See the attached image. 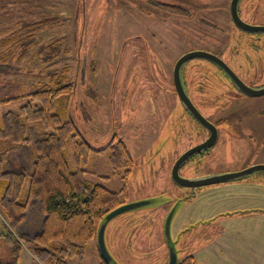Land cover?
Wrapping results in <instances>:
<instances>
[{"label":"rangeland","instance_id":"1","mask_svg":"<svg viewBox=\"0 0 264 264\" xmlns=\"http://www.w3.org/2000/svg\"><path fill=\"white\" fill-rule=\"evenodd\" d=\"M229 1L0 0V39L14 31L25 33L27 28L20 31L17 29L25 24L35 26L47 17L54 18L53 23L40 25L35 41L28 50L23 53L20 51L18 55L16 46L19 44L13 45L14 54L12 61H9L11 67L0 62V87L8 81L9 86L6 88H12L10 92L5 93L0 90V98L20 91L30 84L34 86L32 82H35V76L40 77L38 74L44 70V65L51 63L46 66L47 72L63 71L74 81L70 111L86 140L99 149L117 135L124 141L133 161L131 173L126 179L123 175H118L110 165L107 155L109 149L93 151L86 163H83V167L87 169L85 175L88 183L101 184L115 192L126 189V193L120 195H124L122 200L125 203L153 197H158V202H169L173 199L175 184L168 168L176 151L185 148L187 145H182L186 144V141H192H184L177 132L181 130L183 123L174 126L176 114L172 118L169 117L177 107L167 99L169 90L166 89L164 99L160 94L161 88L171 82L173 58L189 50L222 53L229 63L232 57L243 71H248L249 75L245 73L244 76L247 85L260 87L264 84V33L259 36L244 33L234 26L229 17ZM248 3L251 7L256 6L255 0H249ZM247 10L244 8L240 13L244 21L246 19L248 23L264 25L262 13L250 15ZM82 27L84 31L81 47L80 44L78 46L81 48L82 61L77 75L75 57L78 50V34H81ZM142 39L146 40L144 44L146 42L151 49L150 56L142 49L145 48ZM247 42H253L254 45H246ZM1 54H8L2 46L0 56ZM246 54H249L250 58ZM8 56L4 60H9ZM198 58H202L199 60L201 62H196L198 66H194L195 71H188L186 78L194 79V76H197L196 81H202L200 97L204 98L207 84H218L220 78H216L213 71H208L215 70L211 60ZM28 70L36 74L33 76ZM202 71L204 73L200 74ZM192 82H189L190 86L194 87V80ZM22 103L23 100L0 103V119L4 112L17 110ZM229 105L238 107L235 109L238 110L237 114H229L231 124L224 125V128L234 135V140L224 147H216L217 158L207 169L208 173L233 172L234 168L240 169L250 163L264 164V95L240 98ZM67 155L73 165L69 151ZM224 160L234 161L231 163L233 165H223ZM121 172L123 174V171ZM260 180V184L252 186L251 191L255 196L250 197L230 194L240 189L237 183L217 184L213 188L218 189L214 195L218 200L214 199L205 205L208 210L215 212L237 210L232 209L235 205L244 207L240 208L243 210L253 206L262 208L264 179ZM150 209L149 206H143L136 212ZM247 214L249 213L220 216L219 221L224 220L230 225L228 231L222 232L223 235H219L220 239L214 242L213 246L199 252L193 251L201 244L203 238L198 241L196 239L191 242L195 248L180 252V257L193 254L197 264H261L264 249L261 248V243L264 242V212L251 218V215ZM178 222H181V219H178ZM160 223L161 221L156 223L157 234L155 227L150 236L145 234L150 231L147 228L141 234L146 226L136 230L135 234L143 236V241L146 242L144 247L138 250L136 240L139 237H134L133 249L125 253L128 259L117 260L122 264H159V247L163 241L158 227ZM6 224L0 205V263L15 264L17 255L16 264H32L33 261L22 249L15 255L13 249L5 243L1 234L6 231ZM113 224L114 220L108 224L105 233L111 253L114 252L110 237ZM232 224L235 226H231ZM209 234L204 233L206 237L202 243L207 237L209 239ZM233 242H240L241 247L235 249ZM218 249L223 252L218 253ZM98 262L96 250L89 247L82 259L71 258L66 264ZM33 263L37 264L35 261Z\"/></svg>","mask_w":264,"mask_h":264},{"label":"trees","instance_id":"2","mask_svg":"<svg viewBox=\"0 0 264 264\" xmlns=\"http://www.w3.org/2000/svg\"><path fill=\"white\" fill-rule=\"evenodd\" d=\"M53 19L17 28L28 29L22 34H5L0 46L8 54H1L0 62L11 67L13 45L19 44L18 55L28 50L40 25H49ZM82 29L75 57L77 75L82 61ZM6 56L10 59L4 60ZM50 64L44 65L40 77L35 76L34 86L0 98V103L23 100L17 110H7L0 119V205L7 223L1 236L15 255L26 246L39 263L66 264L71 258L82 259L90 245L98 254V224L107 212L124 203V195H120L126 193V189L115 192L101 184H89L83 163L91 152L109 149L110 165L127 179L133 161L124 141L116 136L99 149L86 140L70 111L74 81L63 71L47 72ZM8 86V81L2 83L1 92H10ZM100 264L105 263L101 260ZM179 264L195 261L187 256Z\"/></svg>","mask_w":264,"mask_h":264},{"label":"flooded vegetation","instance_id":"3","mask_svg":"<svg viewBox=\"0 0 264 264\" xmlns=\"http://www.w3.org/2000/svg\"><path fill=\"white\" fill-rule=\"evenodd\" d=\"M263 1L264 0H255L256 6L255 7L253 6L254 7L253 8L251 7V4L248 3L249 0H239L237 4L239 15L240 13H242L241 10L245 8V9H248L247 11L250 13V15L253 13L254 15H256V13L259 12V13H262L261 15L264 17V8H262L264 7ZM229 4H230V1H229ZM228 12H229V17L231 19L229 7H228ZM245 21L247 22L246 19ZM261 33H264V32H254L250 34L259 36V34ZM137 37L140 38L141 36H137ZM142 40H143V45L145 46V48L142 47V49L145 50V54H148L150 56L151 49L148 47V45H146V42L144 44V41L146 40L145 39H142ZM246 45H254V44L253 42H247ZM249 48L252 49L250 46ZM257 49L260 50L259 48ZM184 53L186 52H181L180 54L176 55L173 58L171 62L172 71H173L175 62ZM212 54H215L216 56L221 58L237 74V76L247 84L244 76H245V73L246 75H249V73L248 71H243V68L237 65V61L234 58L231 57V62L229 63L225 55H223L222 53L214 52ZM246 55L249 56L248 58H250L249 54H246ZM200 59L202 58L193 57V58L185 60L184 63L180 67V76L183 79V83L185 85V88H186V91L188 93L190 100L192 101L194 106L197 108V110L200 112V114L209 122L210 125H205L199 122L196 118H194L188 112V110H186L181 105L180 100L177 96L176 90L173 85L172 72H171V77H170V81H171L170 84L168 83V86L161 88L162 91H164L165 93L167 90H169V93L174 95L173 105L174 106L177 105V107L175 111L172 110L169 117L172 118L176 114V118H175L176 124H174V126H177V125L179 126L180 122L183 123L181 126V130L177 132L181 134V137L184 138V141L189 140V139L192 140L189 142L186 141L185 142L186 144L182 145V146L187 145L188 146V147L186 146L187 148L185 147L181 149V151L179 152L176 151V155L173 157L174 159L173 161H171L172 164L169 166L168 170L170 169V172H171L175 163L183 156V159L179 162V165L177 166L178 174L182 177L192 178V179L193 178L198 179V178L213 175V174H219L216 171L208 173L207 169L210 168L211 164L214 163V161L217 158L216 153H215L216 147L218 148L219 145L224 147L228 142L234 140L233 139L234 135L230 133V130L225 129L224 125H227V126L229 125L230 123L229 114H232V113L237 114L238 110H235V109H237L238 107H235V105L230 106L229 104L231 102L235 103L240 98H245V97L255 98V97H260L264 95L263 94L260 96H247L243 94L242 92L238 91L236 87L234 86V84L227 77V75H225V72L222 70V68L216 65L213 61H210L209 59L205 58L211 63H214V67L216 71L214 69L213 70L211 69V71L208 69L207 70L209 72L213 71L214 76L220 79L218 81V84L213 83V82L208 83L207 90H206L207 92L204 98L200 97L202 84H203L202 81L200 80L196 81L197 76H194L195 77L194 79H190L188 77L186 78V73L188 71H195L194 66H198L196 62L200 63L201 62L199 61ZM160 63L162 65V62ZM148 65L149 66L151 65L150 62H148ZM203 73L204 71H202L200 74H203ZM193 80L195 84L193 85L194 87H191L189 82H192ZM262 86H264V84ZM193 91H195V93ZM172 125L173 123L171 124V126ZM177 130H178V127H177ZM114 136L119 138L117 135H114ZM222 162H223V165H227V164L233 165L231 163L234 161L228 162L227 160H224ZM251 164L252 163L240 169L234 168L233 170L241 171L246 168L257 165V164H252V165ZM263 177H264V170L253 169V170L246 172L240 178L225 181V182H220V183L200 184V185H195V186H182L179 184H175L173 182L175 184L173 187L175 189V192H173L172 194L173 199L170 200L169 202L157 208H154V209L151 208L148 211L143 210L140 213H137L136 211L135 212L129 211V212L120 214L113 219L114 224L112 226V234L110 237H111V241L113 242V247L117 253V256L115 254L114 256L116 257V259L117 258H121V259L128 258L127 255H125V253L127 254V252L130 251V249H133L134 244L132 243V238L138 237V234H136V236L133 237V231L135 230L137 226L141 224V222H144V223L143 225H141V227L138 228V230H141L146 226L141 231V234L147 228L150 231L145 232V234L150 236L151 233H154V227L156 228L155 229L156 234L158 233L157 232L158 228H157L156 223L161 221L158 227L161 230V234H162L161 238H163L162 239L163 241L159 248L160 250V254H159L160 263L159 264H167L169 255H168V250L164 242L163 225H164V220L167 214L170 211H172L170 233L172 235V241H174V246L176 248L177 255H178L177 264H179L187 256L194 258L195 264H197L195 260V256H193V254H189V255L187 254L184 257L183 256L180 257V252L187 250L191 247L195 248L194 246L191 245V242H195L196 239L198 241L201 238H203L201 239V242H200L201 244L193 252H196V251L199 252L198 250L203 249L204 247L208 248L209 246H213L214 242H216L218 238L220 237L219 235H221L222 232L224 233L225 231H228V226H230L229 224L225 223L224 220L219 221L220 216L227 215V214L232 215L234 213H241V214L249 213L247 215H251L250 216L251 218L252 216L256 214H260V212L261 214L262 212H264V207L253 208L255 207L253 206L250 209L247 208L246 210H243L240 208H244V207H238V205H235V207H232V209L233 208L237 209L234 211L218 212L220 211L218 210L215 212V211L208 210L207 205L205 204L208 202H212V200L214 199H216V201L218 200L217 198H214L215 197L214 195L216 194L218 189L213 188V186L217 184L227 185V183H237L239 185L237 187H239L240 189L236 192L229 191L230 194L232 195L238 194L240 196L250 197V196H255V194L251 191L252 186L255 185L256 183L260 184L259 183L261 182L260 179L262 178L263 180L264 179ZM247 215H243V216H247ZM178 219H181V222H178ZM231 226H235V224H232ZM204 233H210V234H209V239L207 237L206 239L207 241L205 240L202 243V241L205 239L204 237H206ZM185 234L187 236H185ZM122 238H125V240L124 239L122 240ZM233 247L238 250L239 247H241V243L233 242ZM261 248L262 249L264 248V242L261 243ZM217 252L220 253L223 251L218 249ZM144 254H148V253H144ZM261 264H264V249H263V258L261 260Z\"/></svg>","mask_w":264,"mask_h":264},{"label":"water","instance_id":"4","mask_svg":"<svg viewBox=\"0 0 264 264\" xmlns=\"http://www.w3.org/2000/svg\"><path fill=\"white\" fill-rule=\"evenodd\" d=\"M238 1L239 0H230L229 4V11L231 20L237 28L244 32H264V25H256V24H250L246 21H244L238 12ZM204 57L206 59H209L213 61L216 65L220 66L222 70L225 72V75L230 79V81L234 84L236 89L243 94L247 96H260L264 94V86L261 87H252L247 85L242 79H240L237 74L218 56L215 54H212L210 52L200 51V50H193L189 51L187 53H184L174 64L173 71H172V81L174 88L176 90L177 96L180 100L181 105L188 110V112L196 118L199 122L210 125L209 122L200 114V112L197 110V108L194 106L192 101L190 100L188 93L186 91L185 85L183 83V79L180 76V67L184 63L185 60L193 58V57ZM183 159V156L175 163L173 166L170 174L171 179L175 184H179L182 186H195L200 184H211V183H220L225 182L229 180H234L237 178L242 177L246 172L253 170V169H261L264 170V164H257L255 166L246 168L241 171H234V172H227V173H219V174H213L205 177H201L198 179L195 178H186L182 177L178 174L177 166L179 165V162ZM158 197H153L149 199L144 200H136L131 202H124L120 204L119 206L115 207L114 209L107 212L100 220L97 230H96V247L98 250V254L101 258V260L105 264H122L120 263L116 257L111 253L107 242H106V228L108 224L118 215L137 210L143 206H149L152 208L162 206L163 204L167 203L166 201L162 200L158 202ZM171 217H172V211H170L165 220L163 225V236H164V242L166 245V248L168 250V262L167 264H177L178 262V255L176 248L174 246V241H172V235L170 233L171 228ZM141 225L137 226L135 230L133 231V237L136 236L135 232L138 230V228ZM135 234V235H134Z\"/></svg>","mask_w":264,"mask_h":264},{"label":"crops","instance_id":"5","mask_svg":"<svg viewBox=\"0 0 264 264\" xmlns=\"http://www.w3.org/2000/svg\"><path fill=\"white\" fill-rule=\"evenodd\" d=\"M161 95H162V98L164 99V97H165V92L164 91H162L161 93H160ZM167 99H169L173 104H174V95L173 94H170V95H168L167 96ZM138 240H136V243H137V246H136V248L139 250V249H142L144 246L143 245H145V241H143L144 240V238H143V236H140V235H138ZM221 237V236H220ZM220 237L218 238V239H220ZM157 240V239H156ZM5 241V243L8 245V246H10L7 242H6V240H4ZM157 241H159V240H157ZM155 243V242H154ZM161 243V242H160ZM161 245V244H160ZM89 247H93V245H90ZM160 248V247H159ZM204 249H206V247H204L203 249H200V250H204ZM200 250H198V251H200ZM22 251H23V253H25L29 258H30V260H32L33 262L35 261V262H37V264H42V263H39L38 261H36L35 259H34V256L32 255V253H31V251L26 247V246H23L22 247ZM29 251V252H28ZM113 255L115 254L116 256H117V253H116V250L114 249V252L112 253ZM97 256L99 257V262L97 263V264H100V261H101V258H100V256L97 254ZM17 258L18 257H16L15 258V264H16V261H17ZM128 259V258H127ZM32 262V264H34ZM1 264V263H0Z\"/></svg>","mask_w":264,"mask_h":264}]
</instances>
